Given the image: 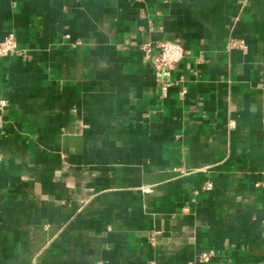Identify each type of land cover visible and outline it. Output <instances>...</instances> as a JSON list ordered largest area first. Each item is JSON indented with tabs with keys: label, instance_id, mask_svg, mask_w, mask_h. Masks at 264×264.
<instances>
[{
	"label": "crops",
	"instance_id": "crops-1",
	"mask_svg": "<svg viewBox=\"0 0 264 264\" xmlns=\"http://www.w3.org/2000/svg\"><path fill=\"white\" fill-rule=\"evenodd\" d=\"M10 30L0 264H264V0H0Z\"/></svg>",
	"mask_w": 264,
	"mask_h": 264
},
{
	"label": "built area",
	"instance_id": "built-area-1",
	"mask_svg": "<svg viewBox=\"0 0 264 264\" xmlns=\"http://www.w3.org/2000/svg\"><path fill=\"white\" fill-rule=\"evenodd\" d=\"M241 48L246 49V44L243 40L232 39L227 44V49ZM18 49L17 35L14 30H10L6 36L0 41V59L7 58L10 54L15 53ZM143 49L149 52V45H144ZM185 49L183 45L174 40H163L157 43V52L150 55V62L156 72V75L161 83L163 94L171 85V74L176 65L184 58ZM7 105V101L0 99V109ZM210 184L206 186L209 188ZM214 256L212 251H205L201 254V261H209ZM155 264V263H151Z\"/></svg>",
	"mask_w": 264,
	"mask_h": 264
}]
</instances>
